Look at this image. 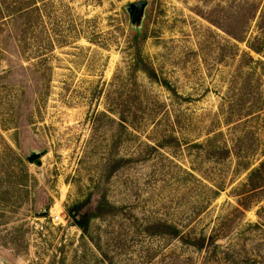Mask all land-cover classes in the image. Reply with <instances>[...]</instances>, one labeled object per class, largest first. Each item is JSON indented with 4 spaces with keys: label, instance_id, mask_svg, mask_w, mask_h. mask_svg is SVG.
<instances>
[{
    "label": "rangeland",
    "instance_id": "obj_1",
    "mask_svg": "<svg viewBox=\"0 0 264 264\" xmlns=\"http://www.w3.org/2000/svg\"><path fill=\"white\" fill-rule=\"evenodd\" d=\"M263 161L264 0H0V264H264Z\"/></svg>",
    "mask_w": 264,
    "mask_h": 264
},
{
    "label": "trees",
    "instance_id": "obj_2",
    "mask_svg": "<svg viewBox=\"0 0 264 264\" xmlns=\"http://www.w3.org/2000/svg\"><path fill=\"white\" fill-rule=\"evenodd\" d=\"M230 37H232L234 40L238 41V42H243L244 40L242 38L237 37L236 35L234 36V34L229 33ZM257 51V50H256ZM145 73H148V75L151 77V79L157 80L156 78V74L154 72L149 73V70H144ZM264 170V161L260 164V166L256 169H254L253 171H251V173L249 174V178H248V187H255L254 190L258 189L259 186L257 187L259 184H257L255 182V178H261L262 179V173ZM257 187V188H256ZM169 229H171V231H173L171 235L174 236H178V230L176 228H173L172 226H167ZM195 246L201 248L204 245V240L199 239L198 243L194 244Z\"/></svg>",
    "mask_w": 264,
    "mask_h": 264
},
{
    "label": "water",
    "instance_id": "obj_3",
    "mask_svg": "<svg viewBox=\"0 0 264 264\" xmlns=\"http://www.w3.org/2000/svg\"><path fill=\"white\" fill-rule=\"evenodd\" d=\"M147 4V2L143 1V2H139L136 4H131L127 6V10H129L131 13H138L140 12V10L145 7ZM40 156L39 155H32L30 158H28V160L30 162H34L36 161ZM49 214L48 210H45L44 213L42 214H37L38 217H42L45 218L47 215Z\"/></svg>",
    "mask_w": 264,
    "mask_h": 264
},
{
    "label": "built area",
    "instance_id": "obj_4",
    "mask_svg": "<svg viewBox=\"0 0 264 264\" xmlns=\"http://www.w3.org/2000/svg\"><path fill=\"white\" fill-rule=\"evenodd\" d=\"M57 219H59V218L57 217Z\"/></svg>",
    "mask_w": 264,
    "mask_h": 264
}]
</instances>
